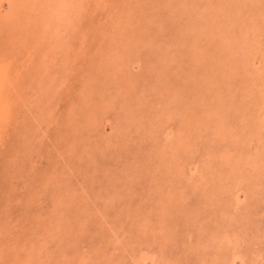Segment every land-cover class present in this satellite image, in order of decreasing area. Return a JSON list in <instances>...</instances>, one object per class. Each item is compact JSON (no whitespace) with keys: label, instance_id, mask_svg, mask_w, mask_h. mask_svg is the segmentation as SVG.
<instances>
[{"label":"rangeland","instance_id":"374dc122","mask_svg":"<svg viewBox=\"0 0 264 264\" xmlns=\"http://www.w3.org/2000/svg\"><path fill=\"white\" fill-rule=\"evenodd\" d=\"M0 93V264H264V0H0Z\"/></svg>","mask_w":264,"mask_h":264},{"label":"bare ground","instance_id":"6f19581e","mask_svg":"<svg viewBox=\"0 0 264 264\" xmlns=\"http://www.w3.org/2000/svg\"><path fill=\"white\" fill-rule=\"evenodd\" d=\"M50 56V55H49ZM50 84V83H49ZM1 94V93H0ZM0 100H1V98H0ZM3 101V100H2ZM6 104V103H5ZM1 110V109H0ZM8 110V109H7ZM3 112V111H2ZM2 116V115H1ZM6 117H4V119H5ZM181 148V147H180Z\"/></svg>","mask_w":264,"mask_h":264}]
</instances>
